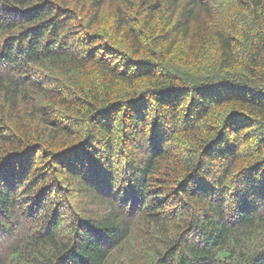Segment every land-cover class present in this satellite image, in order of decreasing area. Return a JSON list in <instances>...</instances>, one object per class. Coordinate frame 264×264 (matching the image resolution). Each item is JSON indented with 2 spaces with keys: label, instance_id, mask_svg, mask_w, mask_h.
Segmentation results:
<instances>
[{
  "label": "trees",
  "instance_id": "1",
  "mask_svg": "<svg viewBox=\"0 0 264 264\" xmlns=\"http://www.w3.org/2000/svg\"><path fill=\"white\" fill-rule=\"evenodd\" d=\"M0 264H264V0H0Z\"/></svg>",
  "mask_w": 264,
  "mask_h": 264
},
{
  "label": "bare ground",
  "instance_id": "2",
  "mask_svg": "<svg viewBox=\"0 0 264 264\" xmlns=\"http://www.w3.org/2000/svg\"><path fill=\"white\" fill-rule=\"evenodd\" d=\"M115 198V197H114ZM120 200V199H119ZM117 201V200H116ZM132 215V214H131Z\"/></svg>",
  "mask_w": 264,
  "mask_h": 264
}]
</instances>
